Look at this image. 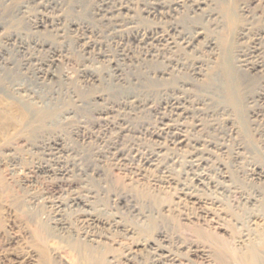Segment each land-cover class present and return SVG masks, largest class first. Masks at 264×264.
Listing matches in <instances>:
<instances>
[{"label":"rangeland","instance_id":"374dc122","mask_svg":"<svg viewBox=\"0 0 264 264\" xmlns=\"http://www.w3.org/2000/svg\"><path fill=\"white\" fill-rule=\"evenodd\" d=\"M44 1L0 0V264H124L129 254L133 264H149L151 253L146 242L152 241L158 230H163L169 241L161 245H167L171 257L181 259L182 264L202 263L195 257L188 261L174 241L207 247L213 253L224 250L226 257L222 255V262L216 264H239V235L246 233L245 228L252 237L264 229V215L257 218V224L240 228L233 225L231 216L239 211V192L264 194V179L251 175L256 168L264 171V74L258 72L262 68L264 71V0H232L235 24L221 13L219 22L201 23L207 30L192 48L179 45L180 49L169 52L164 42L153 43V50L157 49L147 57L144 54L150 43L143 46L125 36L126 13L109 16L104 11L113 5H127L135 8L133 16L138 14L133 18L135 26L165 27L167 21L145 18L142 7L146 0H104L107 7L103 8L102 0H55L58 5L48 10L43 8ZM188 10L184 7L177 14L179 24L186 21ZM40 15L59 18V25L35 29L34 22ZM116 19L123 22L116 23ZM9 34L12 40H6ZM42 39L49 49L36 48L35 41ZM210 39L217 42L214 49L205 47ZM52 49L58 56L51 55ZM225 55L242 82L236 109L210 82L217 64L227 60ZM165 59L178 60L177 66L167 64ZM242 66L255 67L256 71L243 72ZM115 68L121 70V80ZM165 68H174V94L163 92L167 82L158 75ZM40 69L46 70L47 78L37 74ZM90 74L95 81L88 78ZM255 91L262 92L263 97L249 100ZM171 95L180 100V115L164 104ZM26 101L33 108L55 107L57 119L28 129L25 121L32 112ZM162 122L181 126L189 143L170 145L171 134H159L165 127ZM119 127L130 131L116 139ZM53 143H58L59 149ZM194 143L208 155L200 164L190 159L196 152ZM146 150L159 154L163 165L140 166L135 153ZM37 166L42 171L33 173ZM182 190L216 200L222 210L220 220L213 216L200 224L194 219L192 223L181 220L184 213L192 216L196 211L187 199L183 200ZM72 196L85 203L81 209L84 214L89 211L101 221H117L130 232L108 231L98 223L94 230L109 239L105 237L101 245L90 248L74 233H54L48 223L54 202L63 205L61 219L74 228L82 227L83 214L79 217L67 205ZM196 225L203 233L199 239L191 233Z\"/></svg>","mask_w":264,"mask_h":264},{"label":"bare ground","instance_id":"6f19581e","mask_svg":"<svg viewBox=\"0 0 264 264\" xmlns=\"http://www.w3.org/2000/svg\"><path fill=\"white\" fill-rule=\"evenodd\" d=\"M108 1V0H107ZM121 1V0H120ZM119 1V2H120ZM231 1L232 0H146V4L144 7H142V12L145 16V18L148 17H152V18H158L167 22L165 27H161L158 26L156 24V26L152 25V26H146V27H138V24H136L137 26H135V22L133 20V18L136 15L135 11H134V16H133V10L130 6H122V5H113L110 6L107 10L105 9V13L109 16L112 14H116V15H120L121 13L125 12L127 16L126 17V32H125V36L128 38H132L134 40L137 41V44H142L143 46L145 44H149V48L148 51L145 52L144 56H151L152 52H155V50H153L152 46L153 43H155L156 45L158 43H163L164 44V48H166V50H168L169 52L172 50L175 52V50H177L179 47V45H181L183 48H192L193 45L198 42L199 38L204 34V31L207 30L206 28L204 29V27H201V23H203V21H205L207 23V21L210 20V22L213 21L214 22H219L218 19L222 18L223 16L226 17V19L231 23L235 24L236 21V15H235V11L233 10V6H231ZM45 3L43 4V8L47 9L48 8H52L58 5V2L55 0H45ZM102 2V3H101ZM101 3V8L103 7H107V4L104 0H102ZM116 2V1H115ZM122 2V1H121ZM135 2V1H134ZM112 3V2H111ZM132 3V2H131ZM137 3V2H136ZM118 4V3H117ZM121 4V3H120ZM124 4V3H123ZM134 4V3H133ZM143 4V3H142ZM42 5V3H41ZM135 5V4H134ZM211 5L214 7L212 8V10H209L207 12L205 11V8H209L211 7ZM136 6V5H135ZM236 6V5H235ZM242 6V5H241ZM41 7V6H40ZM188 8L189 12H186V14H184L185 16V20L186 21H182V24H179L181 22H178L177 20V14H179L182 9ZM99 9V11H103L102 9ZM42 9V8H41ZM53 9V8H52ZM211 9V8H210ZM218 9V10H217ZM46 10V12H47ZM98 10V9H97ZM39 11V10H38ZM137 11H139L137 9ZM141 11V10H140ZM185 11V10H184ZM40 13V12H39ZM50 13V12H49ZM99 13V12H98ZM104 13V12H103ZM124 13V14H125ZM139 13V12H138ZM222 13V15H221ZM100 14V13H99ZM45 15V14H44ZM44 15H40V17L34 22V28L38 29V28H43V29H47V27L49 26H53L55 23L59 22L60 19L56 18L54 20L49 19L47 16ZM47 15V14H46ZM102 15V14H101ZM105 15V14H104ZM106 15V16H107ZM138 15V14H137ZM136 15V16H137ZM220 15L222 17H220ZM114 16V15H113ZM50 17V16H49ZM121 17V16H120ZM103 18V17H102ZM124 18V16H123ZM104 19V18H103ZM110 19V18H109ZM120 19V18H119ZM139 19H140V14H139ZM143 20V19H142ZM150 20V19H149ZM148 20V21H149ZM110 21V20H109ZM137 21H138V17H137ZM140 21V20H139ZM147 21V20H146ZM115 22L119 23V22H123L122 20H115ZM152 22V21H151ZM224 22V21H223ZM205 23V24H206ZM222 23V22H221ZM225 23V22H224ZM58 24V23H57ZM120 24V23H119ZM118 24V25H119ZM159 24V23H157ZM215 24V23H214ZM238 24V23H237ZM56 25V24H55ZM59 25V24H58ZM75 25V24H74ZM147 25V24H145ZM163 25V24H162ZM204 25V23H203ZM233 25V24H232ZM116 26V25H115ZM144 26V25H143ZM217 26V25H216ZM225 26V25H223ZM231 26V25H230ZM124 27V26H123ZM121 27V28H123ZM53 28V27H52ZM216 28V27H215ZM34 29V30H35ZM113 29V28H112ZM223 29V28H222ZM215 30V29H214ZM232 30V29H231ZM236 31V30H235ZM50 32V31H49ZM124 32V31H123ZM241 32V31H240ZM228 33V32H227ZM233 33V32H232ZM220 34V33H219ZM116 35V34H115ZM204 37V36H203ZM13 35H7L6 40H12ZM221 38V37H220ZM225 38V37H222ZM227 38V37H226ZM122 39V38H121ZM43 40V39H42ZM223 40V39H222ZM36 43L34 44L36 46V48L42 50H44V48L48 45V42L45 41V39L43 41H35ZM222 42H225L224 40ZM221 42V43H222ZM227 42V41H226ZM136 43V42H135ZM203 44V43H202ZM21 45V44H20ZM141 45V46H142ZM150 45L152 47H150ZM154 45V44H153ZM161 45V44H160ZM222 45V44H221ZM146 46V45H145ZM163 46V45H162ZM166 46V47H165ZM180 46V47H181ZM195 46V45H194ZM226 46V45H225ZM51 47V46H50ZM181 47V48H182ZM202 47V46H201ZM205 47L210 48V49H214L215 47H217V42H215V40H207L205 42ZM35 48V49H36ZM47 48V47H46ZM146 48V47H144ZM144 48L142 50H144ZM199 48V47H198ZM49 49V48H47ZM51 49V48H50ZM147 49V48H146ZM180 49V48H179ZM228 49V48H227ZM46 50V49H45ZM165 50V49H164ZM221 50V49H220ZM52 54L54 56H58L55 54V51L53 52V49L51 50ZM223 51V50H222ZM226 51V50H225ZM228 51V50H227ZM48 52V51H47ZM140 52V51H139ZM217 52V51H216ZM215 52V53H216ZM39 53V52H38ZM60 53V52H59ZM126 53V52H125ZM157 53V52H156ZM218 53V52H217ZM221 53V52H220ZM225 52H222V54ZM124 54V52H123ZM155 54V53H154ZM33 55V54H32ZM43 55V54H42ZM50 55V56H51ZM220 55V54H218ZM125 56H128L125 54ZM143 56V57H144ZM164 56V55H163ZM172 56V55H171ZM214 56V55H213ZM53 57V56H52ZM177 57V56H176ZM226 57V55L224 56ZM223 57V58H224ZM231 57V55H230ZM58 58V57H57ZM125 58V57H124ZM166 58V57H165ZM222 58V57H221ZM222 58V59H223ZM229 59V57H226L225 59ZM123 59V58H122ZM130 59V58H129ZM167 59V58H166ZM165 59V61H166ZM173 59V58H171ZM169 60L168 59V63H173L174 65L177 66V62L178 60ZM224 60L223 62H220V64L218 63V69L215 71L214 74L211 75L210 77V82L212 83V86L214 87V90L219 93V95L221 94V96L231 105V107H233L234 109L237 108V104H238V100H241V98L238 97V93H239V80L241 81V78L239 77L240 75L236 72V70L234 69L233 65L231 64V60ZM233 59V58H230ZM51 60V59H50ZM221 60V59H220ZM43 62V61H42ZM50 62V61H49ZM180 63V62H179ZM22 64V63H21ZM111 64V63H110ZM116 64V63H115ZM243 64V63H242ZM200 65V64H199ZM240 65V64H239ZM238 65V66H239ZM245 65V64H244ZM24 66V65H23ZM86 66V65H85ZM84 66V67H85ZM175 66V67H176ZM190 66V65H189ZM235 66V65H234ZM241 66V65H240ZM260 66V65H259ZM33 67V66H32ZM246 67V66H245ZM244 66H242L241 71L243 72H249V70H255L256 68H245ZM43 68V66H42ZM49 68V67H48ZM183 68V67H182ZM190 68V67H189ZM260 67H258L259 69ZM82 69V68H81ZM172 69L174 68H170V70L167 68L162 69L161 71H159V79L161 80H165L167 82L166 87L164 88L163 92H171L172 94H174V92H176V86L174 85L175 83H172V79L176 78L173 75V71ZM199 69V68H197ZM261 69V68H260ZM263 69V68H262ZM258 70L259 73L264 74L263 70ZM96 70V69H95ZM193 70V69H192ZM204 70V69H203ZM49 71V70H48ZM201 71V69H200ZM238 71V70H237ZM256 71V70H255ZM117 75V79L121 80V70L119 68H115L114 71ZM49 73V72H48ZM37 74L42 77L43 79L48 75L46 70L42 71L40 69V71L37 72ZM148 74V73H147ZM175 74V73H174ZM197 74L200 76L199 70L197 72ZM238 74V75H237ZM113 75V74H112ZM176 75V74H175ZM244 75V74H243ZM50 76V75H49ZM153 76V75H152ZM156 76V75H155ZM169 76H171L170 78H168ZM172 76H174L172 78ZM177 76V75H176ZM262 76V75H261ZM52 78V75L50 76ZM47 78V77H46ZM91 81H95L96 77L93 75H89L88 77ZM88 79V80H89ZM128 79V78H127ZM171 79V82H169ZM111 81V80H110ZM158 81V80H157ZM175 81V79H174ZM173 81V82H174ZM177 81V80H176ZM178 82V81H177ZM263 82V81H262ZM98 83V82H97ZM121 83V82H120ZM185 83V81H184ZM118 84V83H117ZM165 85V84H164ZM240 85V86H241ZM122 86V85H121ZM242 87V86H241ZM118 88V87H117ZM262 88V87H261ZM259 90V88H258ZM263 90V89H262ZM242 92V91H240ZM123 93V92H122ZM167 94V93H166ZM177 95V94H176ZM244 95V94H243ZM165 96V95H164ZM240 96V95H239ZM263 97L262 92H254L250 97H248L249 100H260ZM159 98V97H158ZM245 98V97H244ZM24 100V99H23ZM263 100V99H262ZM115 101V100H114ZM180 101V100H179ZM178 101V98L173 97L172 95L169 96L168 100L166 102H164L165 106H169L170 108H172V110H174V112L177 114L179 111V115H180V109H182V105L180 107V102ZM240 102V101H239ZM252 102V101H250ZM258 102V101H257ZM27 107L31 108V118L27 119L25 122L28 126V129H32V126L34 124V126L36 124L39 125H44L45 122L47 121H52L54 119H57L58 117V111L56 110L55 107H51V108H33L28 106L29 103L28 101L25 102ZM184 103V102H183ZM181 103V104H183ZM32 105V104H31ZM35 106V104H34ZM109 106V105H108ZM164 106V105H163ZM162 107V106H161ZM186 107V106H185ZM166 108V107H165ZM239 108V107H238ZM111 109V108H110ZM155 110V109H154ZM159 110V109H157ZM166 110V109H165ZM29 111V110H28ZM183 111V110H182ZM185 113V112H182ZM186 111V110H184ZM30 112V113H31ZM171 112V111H169ZM23 114V113H22ZM105 114V113H104ZM186 114V113H185ZM25 115V114H24ZM29 115V116H30ZM178 115V114H177ZM109 116V115H108ZM176 116V115H174ZM258 116V115H257ZM164 117V116H163ZM170 117V116H168ZM27 118V117H26ZM106 118V117H105ZM161 118V117H160ZM159 118V119H160ZM166 118V117H165ZM172 117H170L169 119H171ZM179 118V117H178ZM188 118V117H187ZM22 119V118H21ZM173 119V118H172ZM113 121V120H112ZM165 121V120H164ZM171 121V120H170ZM184 121V120H183ZM56 122V121H55ZM166 122V121H165ZM164 123L165 126L164 129L160 128L161 131L160 133L164 134L166 133H170V145H174V146H184L187 143H189V139L186 134L185 131L181 128V126L177 127L176 125L174 126L172 125H168L166 126V123ZM49 123V122H48ZM51 123V122H50ZM161 123V122H160ZM46 124V123H45ZM157 124V123H156ZM171 124V123H170ZM181 124V123H180ZM41 125V126H42ZM49 125V124H48ZM155 125V124H154ZM178 125V124H177ZM40 126V128H41ZM45 126V125H44ZM57 126V125H56ZM108 126V125H107ZM38 127V125H37ZM47 127V126H46ZM153 127V126H152ZM44 128V127H43ZM27 129V128H26ZM38 129V128H37ZM114 129V128H113ZM158 129V128H157ZM135 130V129H134ZM142 130V128H141ZM130 129L127 127H119L118 131H117V136L116 139H118L120 136H125V134H128L126 132H129ZM149 131V130H148ZM143 132V131H142ZM190 132V131H189ZM131 134V133H130ZM159 134H155V133H151V136L154 135V137H159L161 135ZM163 136V135H162ZM128 137V136H127ZM164 137V136H163ZM169 138V137H168ZM130 139V138H129ZM164 140V139H163ZM116 143V142H115ZM168 143V142H167ZM166 143V144H167ZM55 149H59L58 143H53L52 144ZM128 145V144H127ZM169 145V144H168ZM191 145V144H190ZM193 145V144H192ZM164 146V145H162ZM193 146H196V152L192 153L190 159H192V162L194 164V162L197 163H202V161L205 159V156L207 155V153L205 151H203L198 143H194ZM53 147V148H54ZM124 147V146H123ZM199 147V148H198ZM203 147V146H202ZM132 148V147H131ZM167 148V147H166ZM125 149V148H124ZM133 149V148H132ZM161 150V147L159 148ZM145 150V149H144ZM143 150V151H144ZM131 151V149H130ZM139 151V150H138ZM137 151V152H138ZM53 152V151H52ZM127 152V151H126ZM136 152V151H135ZM177 152V151H176ZM55 153V152H54ZM69 153V152H68ZM143 153V152H141ZM56 154V153H55ZM58 154V153H57ZM116 154V153H115ZM117 154H119V156H122V153L118 152ZM187 154V153H186ZM163 155V153L161 154ZM116 156V155H115ZM179 156V155H178ZM187 156V155H186ZM208 156V155H207ZM136 159L139 161L140 166H144L147 167V165H163L161 164L162 162H159L160 159L159 158V154H156L153 151L150 150H146L145 153L143 154H136L135 156ZM57 158V157H56ZM121 158V157H120ZM126 158V157H125ZM124 158V160H125ZM207 158V157H206ZM208 159V158H207ZM120 160V159H119ZM129 160V159H127ZM123 161V160H122ZM121 161V162H122ZM131 161V160H130ZM163 161V160H162ZM165 161V160H164ZM205 161V160H204ZM138 163V164H139ZM125 164V163H124ZM191 164V163H190ZM195 164V165H196ZM137 166V165H136ZM138 169L135 170L137 172L140 171L139 167ZM149 166V167H150ZM197 166V165H196ZM207 167V166H206ZM142 168V167H141ZM153 168V167H152ZM167 168V167H166ZM192 168V167H191ZM42 167L37 166L34 168L33 173H37V172H41L42 171ZM145 169V168H142ZM141 169V170H142ZM163 169V168H162ZM252 170V169H251ZM145 171V170H144ZM142 171V172H144ZM162 171V170H161ZM252 176L256 179H264V171L262 169H254L252 170ZM55 172V171H54ZM59 172V171H58ZM63 172V171H62ZM136 173V172H135ZM163 173V172H162ZM194 173V172H193ZM198 173V172H197ZM64 174V173H63ZM138 174V173H137ZM143 174V173H142ZM165 174V173H164ZM203 174V173H202ZM139 175V174H138ZM200 175V174H199ZM207 175V174H206ZM250 175V174H249ZM250 175V176H251ZM64 176V175H63ZM67 176V175H66ZM165 177V176H164ZM196 178V177H195ZM202 178V177H200ZM222 178V177H221ZM251 178V177H250ZM163 179V178H162ZM253 178L249 179L252 180ZM192 180V179H191ZM199 180V179H197ZM225 180V179H224ZM169 181V180H168ZM196 181V180H194ZM203 182V181H202ZM169 183V182H168ZM200 183V182H199ZM216 183V182H215ZM65 184V183H64ZM186 184V183H185ZM208 184V183H207ZM206 184V186H208ZM155 185V184H154ZM172 185V184H171ZM188 185V184H187ZM190 185V184H189ZM178 186V185H177ZM181 186V185H180ZM218 186V184H217ZM246 186V185H245ZM248 186V185H247ZM252 186V185H251ZM254 186V184H253ZM170 187V186H169ZM198 187V186H197ZM229 187V186H228ZM249 187V186H248ZM177 188V187H176ZM179 188V187H178ZM181 188V187H180ZM201 188V187H200ZM215 188V187H214ZM217 188V187H216ZM61 189V188H60ZM175 189V188H174ZM183 189V187H182ZM188 189V188H187ZM197 189V188H196ZM248 189V188H246ZM251 189V188H250ZM65 190V188H64ZM192 190V189H191ZM195 190V189H194ZM184 191V190H182ZM203 191V190H202ZM247 191V190H246ZM70 192V191H69ZM190 192V190L188 191ZM193 192V191H192ZM222 192V191H221ZM195 193V192H194ZM215 193V192H214ZM233 193V192H232ZM247 194H243L239 192V213L235 212L233 215L231 214L232 218V223L233 225L240 227H246V225L249 224H255L257 218L260 219L261 216L264 215V194L259 193V192H251ZM192 194V193H191ZM190 193H187V191L181 192V196L183 197V200L187 199V201L190 203V207H192V209H195V212H191V214H193L192 216H190L188 213H184L181 220L183 221H187V222H191V219L196 220V222L200 224V221H205V219H207L209 216H213V218H216L218 220H220V215L222 214V210H220V208L218 209L217 202L216 200H212V199H205V198H201V197H197L194 196L195 194L191 195ZM224 194V192H223ZM198 195V194H196ZM214 195V194H213ZM226 195V194H225ZM180 197V194L178 195ZM200 196V195H198ZM204 196V195H203ZM217 196V195H216ZM221 196V195H220ZM74 197V196H72ZM205 197V196H204ZM215 197V196H214ZM208 198V197H207ZM211 198V197H210ZM217 198V197H215ZM235 198V197H234ZM59 199V198H58ZM228 199V198H226ZM230 199V198H229ZM80 200V199H79ZM179 200V199H178ZM181 200V199H180ZM57 201V200H56ZM69 202L67 203V205H69V207L74 208L76 210V212H78L79 217H81L80 215L83 214L82 220H80V223L82 225L81 228H74L71 225H69L65 220L61 219V207L63 206L61 203L59 202H54L53 204V209L50 210V212L48 213V223L51 225V228L54 229V233H58L59 235H62L65 233H74L78 236H80L83 240V244L87 247H93V246H98L101 245V241L103 242V238L106 237V235H102L101 232H97L94 230V226L97 225L98 223H102L105 227H107L108 231H112V232H118V231H122L126 234H128L130 231L127 230L126 228H124L119 222L117 221H101L100 219L94 217L91 213L85 212V214L83 213L84 211L81 210L82 207H84V204L82 202H79L77 200V198H71L70 200H68ZM229 201V200H228ZM93 202V201H92ZM183 202V201H182ZM226 202V201H225ZM184 203V202H183ZM227 203V202H226ZM230 203V201H229ZM228 203V204H229ZM236 204V203H235ZM214 208H213V207ZM188 207V206H187ZM231 207V206H230ZM51 208V207H50ZM66 208V207H65ZM222 208V207H221ZM236 208V207H235ZM186 209V208H185ZM231 210V209H229ZM87 211V210H86ZM95 211V210H94ZM188 211V210H187ZM237 211V210H236ZM64 212V211H63ZM230 212V211H229ZM80 213V214H79ZM182 214V213H181ZM225 216V215H224ZM223 217V215H222ZM227 217V216H226ZM264 217V216H263ZM262 218V217H261ZM263 219V218H262ZM47 220V219H46ZM210 220V219H209ZM230 220V219H229ZM222 221V220H221ZM260 222V221H259ZM152 223V222H151ZM192 223V222H191ZM155 224V223H154ZM204 224V223H203ZM257 224V223H256ZM150 225V224H149ZM148 226V225H147ZM258 226V225H257ZM96 227V226H95ZM234 227V226H233ZM249 227V226H248ZM247 227V228H248ZM259 227V226H258ZM165 228V227H164ZM192 232L193 235L195 237H200V234L203 236V233L201 232V227L196 225L195 227L192 228ZM238 229V228H237ZM244 229V228H243ZM242 230V229H241ZM256 230V229H255ZM151 231V230H150ZM172 231V230H171ZM246 233L244 232V234L239 235V240L236 242V246L239 250V253L237 254V259L239 262V264H264V229L260 234H257L256 236H253L249 233V231L245 230ZM146 232V231H145ZM255 232V231H254ZM243 233V232H242ZM166 233H164L163 230H158L154 233L155 237L154 239L151 241L146 242V247H148V251H150L151 253V257L148 260L149 264H182L181 263V259H177L174 256L171 257V253H169V251H167L166 246L167 245H161V243L163 244L164 242H169L167 239V236L165 235ZM68 235V234H67ZM71 235V234H70ZM254 235V234H253ZM74 237V236H73ZM185 237V236H184ZM205 237V236H204ZM107 238V237H106ZM170 238V237H169ZM201 238V237H200ZM77 239V238H76ZM109 239V238H107ZM113 239V238H112ZM196 239V238H194ZM199 239V238H198ZM238 239V237H237ZM71 240V238H70ZM201 240V239H200ZM80 241V240H79ZM173 241V240H172ZM76 242V240H75ZM73 242V243H75ZM82 242V241H81ZM145 242V241H144ZM160 242V243H159ZM177 245V250L180 248L181 252L184 251L183 256H186V259L189 261L190 257H195L197 259L200 260V262L202 264H216L215 262L218 261V263L222 262V258L221 256L223 255L222 252H224V250L222 252H220L221 250L219 249L218 252L213 253L212 251H210L209 249H206L204 247H198V246H193V245H188L187 243L185 244L182 241H174ZM187 242V241H186ZM212 242V240H211ZM77 244V243H76ZM137 244V243H136ZM135 244V245H136ZM209 244V243H208ZM235 244V243H234ZM171 245V244H170ZM81 246V245H80ZM165 246V247H164ZM169 246V245H168ZM170 247V246H169ZM220 247V246H219ZM73 248V247H72ZM85 248V249H86ZM213 248V247H212ZM92 249V248H91ZM128 249V248H127ZM130 249V248H129ZM170 249V248H169ZM214 249V248H213ZM217 249V248H216ZM93 250V249H92ZM98 250V249H97ZM87 251V250H86ZM84 253H87V252ZM91 251V250H89ZM129 251V250H128ZM132 251V250H131ZM214 251V250H213ZM229 251V250H228ZM93 252V251H92ZM97 252V251H96ZM176 252V251H175ZM180 252V251H179ZM177 252V254L179 253ZM99 253V252H98ZM132 253V252H130ZM149 253V254H150ZM227 253V252H226ZM83 254V253H82ZM128 254V253H127ZM225 254V253H224ZM90 255V252H89ZM87 256V259L90 258V256ZM131 255L129 254L128 256H126L124 258V264H133L131 261L132 257H130ZM226 257V255H223V257ZM234 257V256H233ZM185 258V257H182ZM86 259V260H87ZM147 259V258H146ZM185 259V260H186ZM224 259V258H223ZM233 259V258H232ZM147 261V262H148ZM234 261V260H233ZM85 262V261H84ZM187 262V261H186ZM138 263V262H136ZM196 263V262H195ZM238 264V263H237Z\"/></svg>","mask_w":264,"mask_h":264}]
</instances>
